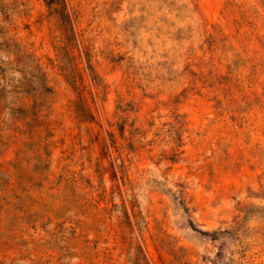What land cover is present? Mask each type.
<instances>
[{
	"label": "rangeland",
	"instance_id": "obj_1",
	"mask_svg": "<svg viewBox=\"0 0 264 264\" xmlns=\"http://www.w3.org/2000/svg\"><path fill=\"white\" fill-rule=\"evenodd\" d=\"M0 264H264V0H0Z\"/></svg>",
	"mask_w": 264,
	"mask_h": 264
}]
</instances>
